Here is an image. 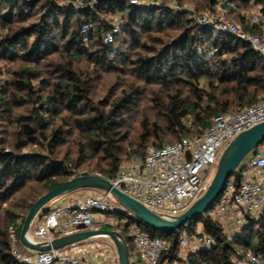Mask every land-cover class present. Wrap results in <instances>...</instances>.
I'll list each match as a JSON object with an SVG mask.
<instances>
[{
  "label": "trees",
  "instance_id": "16d2710c",
  "mask_svg": "<svg viewBox=\"0 0 264 264\" xmlns=\"http://www.w3.org/2000/svg\"><path fill=\"white\" fill-rule=\"evenodd\" d=\"M41 1L44 2L39 6ZM177 1L182 5V0ZM234 2L235 7L226 8L233 10L241 4H257L264 13V0ZM205 6L214 11L217 0H207ZM117 15L122 18L119 31L113 42L107 44L103 41L104 35ZM191 16L184 8L133 4L130 0H98L93 7L80 10L54 0H0V59L25 62L15 71L16 90L10 91L8 85L0 88V111L16 126L12 144L8 146V140L0 138V203L28 191L19 205L22 214L7 210L8 223H3L0 217V264H25L12 252L17 243V247L22 245L20 230L24 218L42 194L75 176L71 167L76 169L90 158L95 159L97 173L110 179L126 157H144L149 142L164 145L168 134L176 135L177 139L167 143L200 136L216 117L259 101L258 93H262L261 99H264V57L249 42L199 25ZM84 20L96 24L86 36L81 33ZM170 28L179 29L171 40L163 42L154 36ZM244 30L251 35H263V29L256 25L249 24ZM146 38L161 42V46L149 45ZM213 48L217 51L213 52ZM141 49L147 50V54L140 52ZM61 51H68L69 58L56 65L62 76L51 83L35 66ZM81 56L95 65L85 78L74 69V59ZM99 70L135 74L144 80V85L157 84L167 91L166 102L157 107L161 109L163 122L154 121L151 127L148 120H144L138 143H132L130 148L126 146L129 132L125 125L145 88L130 84L113 101H108V108L97 107L92 96L93 81ZM202 79L210 90L200 86ZM34 80H40V90L33 85ZM175 86L180 88L174 90ZM45 87L49 90L43 95L41 91ZM20 92L29 97L38 95L34 100L31 98L28 114L12 119L15 107L31 101L21 97ZM7 93H10L9 98L5 96ZM236 106L239 108L231 111ZM71 137L77 146V156L60 158L59 148ZM32 146L40 149L25 150ZM255 153L256 149L234 174L239 177ZM50 211L46 206L38 221L43 222ZM244 216L245 223L229 237L224 224L208 211L197 220L167 231L147 225L127 210L120 215L138 222L151 236L168 239L171 250L162 255L159 264H240L249 251L264 257V210L260 215L245 212ZM11 227L16 229L17 242L11 238ZM104 228L123 234L130 264H138L131 261L132 253L137 251L125 225L107 224ZM184 234L194 238L207 235L214 243L191 250L182 258L178 255V241Z\"/></svg>",
  "mask_w": 264,
  "mask_h": 264
},
{
  "label": "built area",
  "instance_id": "2783aa9c",
  "mask_svg": "<svg viewBox=\"0 0 264 264\" xmlns=\"http://www.w3.org/2000/svg\"><path fill=\"white\" fill-rule=\"evenodd\" d=\"M97 1L92 0L90 4ZM130 2L147 6L163 4V0ZM85 5L80 0L75 3L77 9ZM217 5L225 8L236 6L234 0H217ZM249 22L252 26L262 28L263 35H251L216 13L203 14L195 20L199 25L249 42L264 57V13L258 11L252 14ZM120 23L111 24L103 38L105 43L113 42ZM94 29L92 21L84 20L81 24L84 36ZM216 51L217 48H213V52ZM263 121L264 99H260L234 113L216 117L200 136L182 137L173 143L149 146L143 159L134 157L109 180L115 187L153 210L180 214L205 192L224 148L239 133ZM90 189L94 192L76 194L64 203L58 202L64 195L49 202L47 207L50 213L43 222L32 225L29 237L35 241H45L79 230L121 223L133 240L140 264H159L162 255L171 250L168 239L165 236H151L143 231L138 222L129 217H120L127 209L108 191ZM214 208L215 213L212 215L232 220L236 230L245 223V212L259 214L264 210V140L246 162L240 176L236 173L228 179ZM99 237L108 238L94 236L62 249L39 252L35 257L23 253L17 246L12 252L25 264H119L115 246L102 243ZM14 241L17 242L16 238ZM195 243L208 247L213 245L214 240L210 236L200 235L195 238ZM179 244L187 248L190 241L181 236ZM240 264H264V257L249 251Z\"/></svg>",
  "mask_w": 264,
  "mask_h": 264
},
{
  "label": "rangeland",
  "instance_id": "374dc122",
  "mask_svg": "<svg viewBox=\"0 0 264 264\" xmlns=\"http://www.w3.org/2000/svg\"><path fill=\"white\" fill-rule=\"evenodd\" d=\"M54 1H56L59 4L67 3V4L72 5L74 8H76L75 3L78 2L79 0H54ZM80 1L86 4L85 6H83L84 8L89 7V6L93 7L95 5V4H90L92 0H80ZM43 2L44 1H41L39 6H41ZM206 3H207V0H182V5H180L177 0H163V4H167V5H170L178 9L179 8L186 9L189 12V14L192 15L191 18H193V20H196V18H198L199 16L203 14L216 13V14L223 15L228 20L236 23L243 30L245 29L246 26L250 24L249 17L252 14L260 11V6L257 4H249V5L241 4L240 6H238L237 8L233 10H229V8L220 7L217 5L216 10L211 11L205 6ZM83 7L82 8L80 7L78 9L79 10L83 9ZM38 13L39 12H37V15ZM33 18L36 19V17H33ZM116 22L117 23L122 22V18L119 15L114 17L112 24ZM95 27H96V24H95ZM178 32H179L178 28H170L163 32L155 33L154 36H157L163 42H166L174 38L176 34H178ZM144 40H147L146 42H148L149 45L154 46L156 48H159L161 46V42H157L153 38L151 40H149L148 38ZM140 52H142L143 54H147V50L143 51L141 49ZM68 58H69L68 51L67 52L61 51L60 53H55L52 56H49L46 60H44V62L38 64V66H35V67H37L38 70L42 73V76L44 77V79H46L47 81L51 83H54V82H57L62 76V73L57 71L56 65L66 60L68 61ZM74 62H75L74 69H76V72H78V74L83 78L86 77L85 75L88 71H93L95 69L94 67L95 65L92 62H90L85 56L84 57L81 56L80 58L78 57L75 58ZM24 64L25 62L22 60L9 61L5 59L4 60L0 59V88H3V86L8 85L10 87V91L16 90L15 85L13 84V80H15V77H17L15 75V71L21 69V67ZM130 84L140 85L144 87L145 89L142 94V98L139 100V103L134 107V109L129 114L127 123L125 125V130L129 132V140L126 142L127 144L126 146L127 147L129 146V148L132 146V143H135V144L138 143L139 136L143 131L142 124L144 120H148L151 127L154 121H157L158 123L163 122L164 117L162 116L161 109L157 107L159 106L161 102L162 103L166 102L167 91L162 89V87L157 84L149 85V86L144 85V80L138 78L135 74L125 73L123 71L122 72H116V71L110 72V71H103V70L100 71L99 70L95 74V79L93 81L94 92L92 96V99L94 101L93 103L95 106L100 107V108H104V107L108 108L106 106L108 101L109 102L113 101L117 95L121 94L123 88H127V87L129 88ZM33 85H35V88H37L38 90H40L42 87L40 80H34ZM200 86L204 87L207 91L210 90L209 86H207L206 81L204 79L200 81ZM177 88H180V87L175 86L174 90H176ZM182 88H185V87H182ZM44 89L45 90L41 91L43 95L47 94L46 91L49 90V88L45 87ZM10 93H7L5 96L9 98ZM184 93L185 95H187L186 90L184 91ZM20 95L21 97L30 99L31 101H28L27 104H24L22 106L15 107L16 109L14 110V114L11 117L12 119H15L20 114H28L29 110H31L30 108L32 107L31 98H33L34 100V97H36L38 93L34 95L33 97H29L28 95H26L25 92H20ZM262 95H263L262 93H258L257 100H260L262 98ZM238 108L239 107L236 106L232 108L231 111H235ZM57 120L60 121L59 118H57ZM10 121H11L10 118L8 119V117H5L4 112H2L1 110L0 111V138H3V140H8L9 142L8 146L12 144V142L15 141L14 140L15 135H13V133L16 129L15 124L11 123ZM187 124L190 125L191 121L188 120ZM176 139H177L176 135L168 134L165 137L164 143L171 142ZM148 145L149 146L152 145V142H149ZM35 149H40V148L32 146V147L26 148L25 150H35ZM66 155L68 158H71V159L72 158L75 159V157L77 156V146H76V143L73 142L72 137L69 139V141H67L66 144L64 143V145H62L59 148L58 156L60 158H64ZM135 157H140L141 159H143V157L141 156H135ZM132 159L131 158L128 159V157H126L125 159L126 161H124L122 165L128 164ZM242 163H244V160L242 161ZM95 166H96V160L90 158L86 162V164H84L83 166L76 168V169H73L71 167L70 169H71V173L75 175H80L84 172H89L92 174L100 175L99 173H97V170H95ZM33 187H39V186L33 185ZM91 192H94V191H92L90 188H86L84 189V191H82V193H77V194H83V193L87 194ZM27 193L28 191L26 192V194H23V195H20L19 193L15 194L13 198L10 199L7 203H0V217L2 218L3 223L4 222L8 223V221H10L9 220L10 218L7 216V213H6L7 210L15 212L16 214L23 213L19 205L21 204L23 198L27 196ZM58 202H60V200ZM208 212H210L211 214L212 213L214 214L215 208L214 207L210 208ZM41 213H39V215L35 218L33 222V226H36L40 222L38 220H39V216ZM261 213L256 214V215H260ZM214 217L223 223V219L221 216L215 215ZM17 222H20V219H18ZM227 225L228 224H226L225 222L224 224L225 231L229 237H233L234 234L237 232V230L235 229L236 226L230 229L231 226L229 227ZM15 231H16L15 227L10 228V234L12 236L11 238L13 237L16 238ZM183 237L190 241V246L185 248L183 246H180V244L178 245V255L181 256L182 258L186 257L191 250H194L201 246L200 244L195 243L194 237H191L187 234H184ZM98 240L101 241L102 243L110 244L112 247L115 246L114 242L110 238L99 237ZM16 246H18V243ZM19 247L23 253H27L31 257H35L38 254H40L38 251H35L32 249L29 250V248H26L23 245H20ZM134 257H135V253L134 254L132 253L131 261L134 260Z\"/></svg>",
  "mask_w": 264,
  "mask_h": 264
},
{
  "label": "water",
  "instance_id": "95a60500",
  "mask_svg": "<svg viewBox=\"0 0 264 264\" xmlns=\"http://www.w3.org/2000/svg\"><path fill=\"white\" fill-rule=\"evenodd\" d=\"M264 140V121L239 133L223 150L216 171L205 192L180 214H168L153 210L125 192L115 187L112 182L97 174L75 175L56 187L42 194L28 210L21 230L20 242L26 248L45 252L64 248L82 242L94 236H106L115 245L119 264H130L127 241L123 234L115 229L90 228L57 236L50 240L35 241L29 237V230L35 218L46 208L49 202L72 191L95 188L108 191L125 210L138 219L161 231L175 230L190 220H197L217 201L228 179L242 167V161Z\"/></svg>",
  "mask_w": 264,
  "mask_h": 264
},
{
  "label": "crops",
  "instance_id": "0c3cea01",
  "mask_svg": "<svg viewBox=\"0 0 264 264\" xmlns=\"http://www.w3.org/2000/svg\"><path fill=\"white\" fill-rule=\"evenodd\" d=\"M82 191H84V189H80V190H77V191H72L70 193H67V194H65L63 196V199L60 200V202L61 203H64V202H66L67 199L71 198L72 196L76 195L77 193H82ZM221 217L223 219V223L224 224L226 222V224H228L227 226H229V227L231 226L230 229H232V228H234L236 226L235 223L232 222V220H230V219H228V218H226L224 216H221ZM235 229H237V228H235ZM134 261L137 262L138 264H140V258L138 256V253L137 252L135 253Z\"/></svg>",
  "mask_w": 264,
  "mask_h": 264
}]
</instances>
